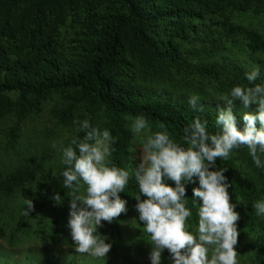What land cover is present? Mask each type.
<instances>
[{
    "label": "trees",
    "instance_id": "1",
    "mask_svg": "<svg viewBox=\"0 0 264 264\" xmlns=\"http://www.w3.org/2000/svg\"><path fill=\"white\" fill-rule=\"evenodd\" d=\"M253 69L260 73L255 83L264 85V0H0V121L14 117L23 122L30 113L42 112L49 100L57 124L80 138L85 133L77 132L74 120L89 119L98 126L101 118V127L117 138L112 164L130 173L136 169L129 151L136 136L126 117L145 116L152 131L163 124L181 143L184 127L197 118L207 122L210 134L218 133L217 105L225 106L219 97L237 85L253 86L245 77ZM192 95L200 97L203 111L189 105ZM233 111L242 129L243 112H255L257 106L244 109L237 101ZM20 143L12 126L3 150ZM258 155L264 164V153ZM32 158L10 170L1 164L0 215L4 200L20 196L26 205L19 191L37 179L38 162ZM216 166L226 168L231 202L240 214L238 264H264V217L253 208L264 200V166L257 167L243 145L227 160L217 159ZM64 167H54L29 194L38 213L49 206L69 212ZM185 186L192 212L188 230L195 234L199 202L192 196L198 179ZM57 192L60 203L52 198ZM137 192L131 175L120 196L128 206ZM124 218L122 213L103 224L113 228ZM19 232L11 231L9 246ZM254 238L256 245L249 246ZM242 248L251 250L247 263ZM163 253L172 262L167 249Z\"/></svg>",
    "mask_w": 264,
    "mask_h": 264
},
{
    "label": "clouds",
    "instance_id": "2",
    "mask_svg": "<svg viewBox=\"0 0 264 264\" xmlns=\"http://www.w3.org/2000/svg\"><path fill=\"white\" fill-rule=\"evenodd\" d=\"M259 75L258 69L246 72L245 77L253 86L237 85L219 97L225 106L217 105L216 124L220 131L215 134L208 132L206 121L197 118L184 127L181 143L170 137L163 124L162 130L152 131L145 116L126 117L133 135L142 138L140 162L134 173L112 164L110 157L117 138L107 128L93 126L89 119L74 120L77 132L85 134L83 138L74 136L68 146H60V151L65 166L61 173L63 187L71 192L66 226L75 252L96 258L107 256L112 245L98 228L102 222L111 223L127 213V201L120 193L134 175L138 192L132 196L137 201L139 222L151 244V264H161L165 249L172 264H238L235 246L240 214L231 202L226 168H218L216 162L227 160L233 149L243 145L254 164L264 166L258 155L264 153V85L255 83ZM237 101L244 109L257 106L255 112H243L242 129L233 111ZM188 103L203 111L199 96H189ZM52 147L57 145L54 143ZM129 151L135 149L130 147ZM194 177L199 184L193 188L192 196L199 202L195 234L188 230L187 219L192 212L185 200V185ZM52 198L57 203L62 199L58 192ZM33 208L29 201L25 214ZM253 208L258 216L264 217V200L256 201Z\"/></svg>",
    "mask_w": 264,
    "mask_h": 264
},
{
    "label": "rangeland",
    "instance_id": "3",
    "mask_svg": "<svg viewBox=\"0 0 264 264\" xmlns=\"http://www.w3.org/2000/svg\"><path fill=\"white\" fill-rule=\"evenodd\" d=\"M52 101L54 103V99ZM51 105L53 104L49 100L42 112H32L20 123L14 117L0 121V170L2 163H5L8 170L11 166L17 167L19 162L21 167L26 163L24 159L30 156L38 162L37 179L19 191V195L26 199V205H23L24 200L20 199V196L1 203L3 213L0 215V264H151V244L143 225L139 222L135 198L129 202L125 218L118 221L116 227L112 228L102 222V227L98 228L105 236L106 242L112 245L105 258L75 252L70 229L66 226L69 212L49 206L42 213H38L35 211L36 205L32 202L34 214H25L27 203L31 200L29 194L40 188L55 170L63 166L60 146H68L67 142L75 136L74 129L62 128L57 124L49 112ZM100 120L102 119L99 118L98 126L103 129ZM12 126L17 128L21 143L14 149L4 151L6 136ZM54 143L56 148L52 147ZM141 146L142 138L136 136L133 143L135 151H132L135 168L140 162ZM52 169L54 171H51ZM23 216H26V219L20 226ZM15 228H21V232L12 240L13 246H9L10 233ZM250 239L248 237L245 241L249 243ZM253 245H256L255 238L249 244ZM242 249L246 253L247 263L251 250ZM161 264H172L166 260L164 253Z\"/></svg>",
    "mask_w": 264,
    "mask_h": 264
}]
</instances>
